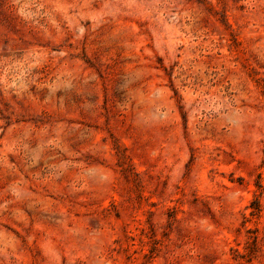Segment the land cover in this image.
Here are the masks:
<instances>
[{
	"label": "rangeland",
	"instance_id": "rangeland-1",
	"mask_svg": "<svg viewBox=\"0 0 264 264\" xmlns=\"http://www.w3.org/2000/svg\"><path fill=\"white\" fill-rule=\"evenodd\" d=\"M0 264H264V0H0Z\"/></svg>",
	"mask_w": 264,
	"mask_h": 264
}]
</instances>
